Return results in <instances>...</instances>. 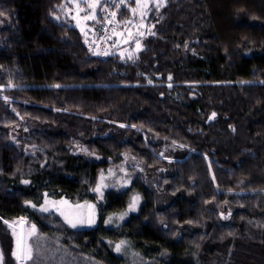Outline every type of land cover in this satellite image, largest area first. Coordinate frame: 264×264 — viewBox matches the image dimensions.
Returning <instances> with one entry per match:
<instances>
[{
    "label": "trees",
    "instance_id": "trees-1",
    "mask_svg": "<svg viewBox=\"0 0 264 264\" xmlns=\"http://www.w3.org/2000/svg\"><path fill=\"white\" fill-rule=\"evenodd\" d=\"M65 2L0 0L1 264H17L1 239L16 220L63 256L27 264H264V0H167L132 59L94 57L93 37L62 18ZM24 121L39 128L12 139ZM77 142L97 158L74 153ZM127 154L171 169L159 181L166 207L140 175L99 200L100 170ZM132 194L138 210L106 228ZM46 197L96 203L99 225L74 229L38 211ZM120 241L138 262L115 252Z\"/></svg>",
    "mask_w": 264,
    "mask_h": 264
},
{
    "label": "rangeland",
    "instance_id": "rangeland-1",
    "mask_svg": "<svg viewBox=\"0 0 264 264\" xmlns=\"http://www.w3.org/2000/svg\"><path fill=\"white\" fill-rule=\"evenodd\" d=\"M104 1L106 0H98L97 7L93 11L92 9H89L87 7L86 0H66L60 10L62 18L70 20L72 25L78 28L82 33H84L86 35V38L90 37L88 39L91 41V33L95 30V25L98 26V22L101 21V15L106 8V5L105 7L104 5H102ZM155 2L156 0H142L143 8H138L136 3L134 7L130 8L131 13L129 17H127V19L123 21L125 27L123 29L119 28L120 30L119 33L115 36L116 40L114 44L112 46H110V43L107 45L106 55L117 54L121 57L128 58L130 53L133 57L143 49L142 38L147 36L152 30V25L149 24V19L153 10L157 9L155 7ZM166 2L167 0H165L164 5L166 4ZM101 5L103 6V9L99 11V7ZM133 9H136V11L133 12ZM141 11L144 12L143 17L140 15ZM85 15L89 16L87 20L84 19ZM92 15H94L96 18L92 19ZM129 21H131V23H129ZM137 41H139L140 44L139 48H137L136 46ZM38 126L39 125L34 122L24 121V124H21L20 127L17 126L11 128L10 135L12 139H16L18 136L27 133L31 129L39 128ZM119 138L121 140H124L123 136H119ZM159 146L161 155H171V148L169 146H167L163 142H160ZM73 152L76 154H81L87 158H97L95 155H92L80 142H77L75 144ZM171 172L172 171L170 168L150 169L135 157L127 154L125 155V160L122 164L110 167L108 169L100 170L94 193L98 196L99 200H104L105 194L108 190H124L126 188H129L135 176L140 175L144 184L155 194L157 208L162 209L169 204L170 197H168L165 190L159 188V181L162 177L170 175ZM134 198H137L135 199V208L130 209L129 206L134 202ZM130 204L126 210L109 216L104 223L105 227L117 228L122 225L133 212L138 210L141 204L140 195L132 194ZM41 207L47 208L48 210L41 211ZM37 210L45 214L55 212L70 227H72V225L68 221H72L73 223H75L76 227H72L74 229H91L96 228L99 225L98 207L97 204L93 202L73 204L65 199L56 200L46 197L42 205L38 207ZM89 221H91V223H89ZM21 222V220H16L11 223H5V234H1V239H3L7 243L10 242L11 245H13L12 255L13 252L17 250V240L20 238ZM32 225H26L25 243L32 248L33 258L31 260L20 262L13 255L14 259H16L17 264L32 263L38 257H46V259L51 257L61 262L59 258L63 256L61 255L59 248H57V246L59 245H57L53 241H49L40 233H38L37 228L35 233H32ZM14 232L15 235H13ZM123 242L124 244L121 245L119 251L117 250L116 246L121 244V241L115 243V252L119 255H125L131 263L138 262V259H140V255L132 248L129 243H127L126 241ZM3 247V244L0 242V257H2L1 253L4 250ZM3 259V257L2 259H0V264ZM87 264L99 263L89 261Z\"/></svg>",
    "mask_w": 264,
    "mask_h": 264
},
{
    "label": "built area",
    "instance_id": "built-area-1",
    "mask_svg": "<svg viewBox=\"0 0 264 264\" xmlns=\"http://www.w3.org/2000/svg\"><path fill=\"white\" fill-rule=\"evenodd\" d=\"M109 4L106 6L103 14L101 15V25L94 32L92 42L89 47L94 57H100L106 55L107 45L114 39L119 33L118 15L121 9L127 6L132 0H125L123 5L116 7L118 0H108ZM115 16H112V13ZM111 20V23L109 21Z\"/></svg>",
    "mask_w": 264,
    "mask_h": 264
},
{
    "label": "snow or ice",
    "instance_id": "snow-or-ice-1",
    "mask_svg": "<svg viewBox=\"0 0 264 264\" xmlns=\"http://www.w3.org/2000/svg\"><path fill=\"white\" fill-rule=\"evenodd\" d=\"M125 3V0H118V3L116 4V7H119V5H123ZM165 3V0H156L155 2V7L157 8V10L162 7ZM86 4L87 7L89 9H92L93 11L95 10V8L97 7L98 4V0H86ZM136 4L138 8H143V4H142V0H136ZM133 12L136 11V9L132 10ZM0 15H3L2 12H0ZM140 15L143 17L144 16V12L141 11ZM112 16H115V13H112ZM89 18L88 15H85L84 19L87 20ZM92 19H95L96 17L94 15L91 16ZM109 23H111V20L109 21ZM129 23H131V21H129ZM143 26V25H140ZM137 48L140 47L139 41H137L136 43ZM107 54V53H105ZM128 59H132V54L130 53L128 56ZM169 79H171V77H169ZM56 87H59V85H56ZM169 87H171V85H169ZM215 113L212 114L211 118L215 117ZM121 127H123V125H121ZM24 183H28L27 181H24ZM135 199L134 198V202L132 204H130V209H134L135 208ZM33 207H35V205H33ZM41 211H47V208L41 207L40 209ZM67 220V217H66ZM69 223H71L72 227H76V224L73 223L72 221H68ZM5 223H8L7 221H5ZM89 223H91V221H89ZM36 231V226L32 225V233H35ZM13 235H15V232L13 233ZM124 242L121 241V244L117 245L116 248L119 251L121 245H123ZM13 255L17 258L18 261H25V260H31L32 257V248L30 246H28L23 240L18 239L17 240V250L13 252ZM0 259H2V257H0Z\"/></svg>",
    "mask_w": 264,
    "mask_h": 264
},
{
    "label": "water",
    "instance_id": "water-1",
    "mask_svg": "<svg viewBox=\"0 0 264 264\" xmlns=\"http://www.w3.org/2000/svg\"><path fill=\"white\" fill-rule=\"evenodd\" d=\"M19 239L23 240L24 242L26 241V222L25 221H22L20 224V238Z\"/></svg>",
    "mask_w": 264,
    "mask_h": 264
},
{
    "label": "crops",
    "instance_id": "crops-1",
    "mask_svg": "<svg viewBox=\"0 0 264 264\" xmlns=\"http://www.w3.org/2000/svg\"><path fill=\"white\" fill-rule=\"evenodd\" d=\"M99 23V22H98ZM98 26H99V24H98ZM96 28H97V25H95V27H94V31H92V33H91V38L93 37V34H94V32L96 31ZM88 38H90V37H88Z\"/></svg>",
    "mask_w": 264,
    "mask_h": 264
}]
</instances>
